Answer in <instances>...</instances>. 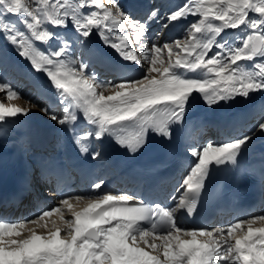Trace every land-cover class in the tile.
<instances>
[{
  "label": "snow or ice",
  "instance_id": "snow-or-ice-1",
  "mask_svg": "<svg viewBox=\"0 0 264 264\" xmlns=\"http://www.w3.org/2000/svg\"><path fill=\"white\" fill-rule=\"evenodd\" d=\"M108 4L0 0V53L10 46L29 62L30 74L47 77L65 114L58 118L42 108L52 120L72 125L82 114L86 130L75 135L81 152H89L91 141L111 138L135 153L149 132L170 140L173 125L183 124L197 99L211 107L264 94V0H184L163 13L153 7L143 21L124 12L118 0ZM189 17L198 19L184 26L180 38L157 42L164 30ZM152 23L160 25L154 35L149 34ZM92 36L127 63H107L91 46ZM96 64L116 79H100ZM0 93V100L21 97L2 75ZM27 115L28 109L0 103V125ZM257 128L264 135V120L253 131ZM250 139L189 144L191 161L169 207L132 192L108 191L97 181L89 195H63L57 206L31 219L0 220V264H264V215L226 229L183 228L177 216L195 214L214 170L210 166L237 164ZM73 201L84 207L74 211ZM64 209L70 218L65 219ZM54 214L59 224L53 221L49 228Z\"/></svg>",
  "mask_w": 264,
  "mask_h": 264
},
{
  "label": "bare ground",
  "instance_id": "bare-ground-1",
  "mask_svg": "<svg viewBox=\"0 0 264 264\" xmlns=\"http://www.w3.org/2000/svg\"><path fill=\"white\" fill-rule=\"evenodd\" d=\"M122 1H124V2H126V3H129L130 5H133L136 9H138V11H141L140 13H134V12H132V11H127V10H123L124 12H126L130 17H132L133 19H139L138 18V16H140V15H142V13H143V10H144V12H145V10L146 9H148L149 8V2L145 5L144 4V6H142V3L141 4H139L141 7L140 8H138L139 7V5L137 4V3H135V2H133V1H130V0H122ZM102 3H108V0H102ZM158 3H160V4H163L162 2H160L159 0H158ZM157 3V4H158ZM172 6V5H171ZM175 6V5H174ZM174 6H172V7H169V8H167L166 9V11H171V10H173V8H174ZM183 26V25H182ZM177 27H180V26H177ZM176 28V27H175ZM128 31H130V29L128 30ZM172 32H174V33H178V34H180V31L179 30H177V31H175L174 30V28H172L171 30H167V32H166V30H165V34L163 35V39H166V40H169V39H171V35L172 34H174V33H172ZM172 33V34H171ZM131 38V37H130ZM90 40H91V46L93 47V46H95V47H98L99 48V50H101L100 52H99V54L101 55V56H103V57H105L106 55H108L109 54V52H107V50H105V46L103 45V43H102V41L100 40V38L98 37V36H92V37H90L89 38ZM107 48V47H106ZM108 49V48H107ZM113 52H114V54H115V61H119L120 60V58H119V56L115 53V51L114 50H112ZM6 53H7V58H9L10 56H12L14 59H18V57H17V54H16V52L14 51V50H12V48L10 47V48H7L6 49ZM0 54H2V53H0ZM1 59V58H0ZM1 61H3L2 59H1ZM8 61L9 60H5V62L2 64V66H1V68L3 69V71L5 72H11V69H9V68H7L8 67ZM29 63V62H28ZM125 63H127V62H125ZM96 67V68H95ZM94 67V70L99 74V78L100 79H102V80H106V79H109V77H108V72H105L104 71V69L103 68H99V67H97V66H95ZM103 69V70H102ZM11 74H13V76H14V69H13V72L11 73ZM40 75H42V78L43 77H45V75L43 74V73H39ZM134 75H137V76H139V74H140V72H135V73H133ZM112 78L111 79H109V80H114V79H116V77L114 76V75H112L111 76ZM21 81H22V79L21 78H19ZM22 83V82H21ZM17 86H18V83H17V81L16 82H13L12 83V87L14 88V89H16L17 90ZM26 88H27V90H30L27 86H25ZM24 87V88H25ZM25 88V89H26ZM20 94H21V97H20V99L21 98H23V94L21 93V91H18ZM2 94V93H1ZM108 94V93H107ZM1 96V95H0ZM2 96H3V94H2ZM34 100V99H33ZM0 101H3V100H0ZM2 103V102H1ZM38 103H41V102H39L38 100H35V101H30V100H26V101H16L15 103H12L11 105H14V106H16V107H20V108H24V109H29V110H31V111H33V112H35L37 115H40L42 118H45V119H49L50 118V116L49 115H47L44 111H42V110H37V106L39 105ZM201 104H206L202 99H198V100H196L195 102H194V106L195 107H192L191 109V113H193L194 112V114H193V116H196L195 114H196V112H197V108L198 107H200V105ZM221 105V108H223L224 106H225V104H224V106H222L223 105V102H221L220 103ZM217 106H219V104L217 105ZM44 108H46L47 109V107H44ZM220 108V109H221ZM193 109H195V111L193 110ZM233 109V108H232ZM232 109H230V110H232ZM50 112H52L53 113V109H48ZM31 111H29V112H31ZM189 111H190V109H189ZM258 114V116L259 115H261L260 113H257ZM198 115V114H197ZM29 115H27V116H21V117H18V118H16V121L13 123L14 125H15V127H13L12 128V130L11 129H6L4 126H2V125H0L1 127H2V129L3 130H1L0 131V145H1V139H3L2 137H4V136H7L9 139H14L16 136H21L22 135V133L25 131V130H28V128H30V126L33 124V120L31 119V118H29L28 117ZM56 116L59 118V112L56 114ZM257 116V115H256ZM257 116V117H258ZM229 116L227 115V119H229L228 118ZM199 118V116H196V119L195 120H197ZM35 119V118H34ZM263 118L262 117H260L259 118V120H258V122H260L261 120H262ZM222 120H224V117H223V119ZM251 120V119H250ZM250 120H248V121H250ZM53 121V120H52ZM225 121V120H224ZM247 121V122H248ZM55 122V124H56V127H58V122L57 121H54ZM223 122V121H222ZM237 124L238 123H241V120H238L237 122H236ZM232 124V123H231ZM250 122H248V124L247 125H245V127H244V129H237V131L240 133V132H242V133H245V132H247L245 135H249V136H251V138H255L256 137V135H258V134H256L255 136H254V131L252 130L251 131V129H252V127H250ZM33 126V125H32ZM174 126V125H173ZM90 127H92L91 125L89 126V128ZM250 127V128H249ZM174 128V127H173ZM190 128V127H189ZM244 130H247V131H244ZM155 134V133H154ZM158 136H160V135H158ZM264 139V138H263ZM258 142L260 143V144H257L256 145V147H258L259 148V146H262V147H264V142L261 140V139H259L258 140ZM82 205L83 204H81V205H79L78 206V208H77V206H76V209H79L80 207H82ZM75 209V210H76ZM66 212V211H65ZM67 213V212H66ZM68 216H71L69 213H67L66 214V217L68 218ZM55 218V217H54ZM49 223H50V227L49 228H51V224H52V221H49ZM58 224H59V222H58ZM182 226V225H181ZM256 226H258V225H256ZM39 234H41V233H39ZM42 234H44V232L42 233ZM63 234V233H62Z\"/></svg>",
  "mask_w": 264,
  "mask_h": 264
},
{
  "label": "rangeland",
  "instance_id": "rangeland-1",
  "mask_svg": "<svg viewBox=\"0 0 264 264\" xmlns=\"http://www.w3.org/2000/svg\"><path fill=\"white\" fill-rule=\"evenodd\" d=\"M130 1H132V0H130ZM136 1H139L140 3H142V5H146L148 2H149V10H148V12L153 8V7H159L160 8V10H161V13H163V12H165L166 11V8H169V7H172V6H174V8L173 9H175L178 5H181L183 2H184V0H170V1H168L167 3H165L164 1H163V4H160V3H158L157 1L158 0H133V2H135L136 3ZM160 2H161V0H159ZM158 3V4H157ZM173 3V4H172ZM105 4H108V3H105ZM171 4H172V6H171ZM108 6L109 7H111V5L110 4H108ZM250 15H252L251 13H250ZM255 15H258V14H255ZM146 18V16L144 17V19ZM143 19V20H144ZM193 19H198L197 17H189L188 18V21H181L180 22V24H179V26L180 27H176V28H174V30L175 31H177V30H179L180 31V34H178V33H174V32H172V33H174V34H172L171 35V39H169V40H166V39H163V35L165 34V30H164V34L163 35H161L160 37H159V39H158V43H164V42H171L172 40H174V39H176V38H180L182 35H183V28H184V26H186V24L189 22V21H191V20H193ZM143 20H141V21H143ZM183 25V26H182ZM149 29H151L150 31H149V34L150 35H154L157 31H159L160 30V25H158V24H156V23H152L151 25H150V28ZM229 31H233V30H229ZM238 31V30H237ZM130 32V31H129ZM166 32H167V30H166ZM133 46L134 47H137L136 45H135V42L133 41ZM78 54V53H77ZM209 55H211V53H209ZM0 58L2 59L3 57H2V54H0ZM163 58L164 59H167V50H165L164 51V53H163ZM1 59H0V64H2V62L3 61H1ZM173 59H174V57H173ZM3 60V59H2ZM241 63H247V62H241ZM2 66V65H1ZM1 66H0V69H2L1 68ZM3 70V69H2ZM2 70H0V74L1 75H3V73H2ZM179 71H182V70H179ZM199 71V70H198ZM142 73L140 72V74L139 75H141ZM153 75H156L155 73H153ZM194 75H196V73H192V72H189V74H188V76H194ZM112 77L110 76L109 77V79H111ZM109 79H106V80H109ZM7 82H11V80H13V77L12 76H9V77H7ZM113 80V79H112ZM11 84V83H10ZM26 86V83L24 84L23 82L22 83H19V85L17 86V91H21V93L23 94L22 96H23V98H18V99H13V100H11V101H7L6 99H4L3 101H0V103L2 102V103H5V106H14V105H11L12 103H15L16 101L18 102V101H26L27 99L28 100H30V101H35V100H33L32 99V94H31V91H28L27 89H25L24 87ZM105 94H107V93H105ZM197 94L198 93H193L192 95H196L197 96ZM258 94V92L257 93H253V94H250L251 95V99L250 100H246L245 101V99L244 98H242V97H237L235 100H233V101H231V102H228L227 104L228 105H232L233 106V104H235V105H237V106H242V107H250V108H252L251 107V105H252V99H253V96H255V95H257ZM0 95L2 96V94L0 93ZM199 96V95H198ZM198 100V99H197ZM245 101V103H243ZM249 102V103H248ZM39 105L37 106V110H41L42 108H44V107H42L43 106V104H41V103H38ZM194 104V103H193ZM240 104V105H239ZM207 106L206 104H201L200 105V107L201 106ZM221 105V104H220ZM234 105V108H236V106ZM193 107H195L194 105H192ZM217 106V105H216ZM223 106V105H222ZM226 106V105H225ZM192 107H190L189 109H191ZM208 108H210L209 106H208ZM216 108H219V110H222L223 108H221V106H217ZM221 108V109H220ZM189 109L187 110V111H189ZM29 111H31V110H29L28 109V117L29 118H31L33 121H36V122H44V121H51L52 122V119L51 118H49L48 120L47 119H45V118H42L40 115H37L35 112H33V111H31V112H29ZM236 112L238 113L239 112V110L237 109L236 110ZM235 112V113H236ZM53 113L56 115L57 113L56 112H54L53 111ZM221 116H222V114H221ZM19 117H21V116H19ZM35 118V119H34ZM8 119V118H7ZM8 120H10L11 121V119H8ZM54 121V120H53ZM47 123H49V122H47ZM6 123H4V124H2V125H5ZM9 129H11L12 130V127H10ZM8 129V130H9ZM254 133V136L256 135V134H258V135H256V137H260L262 140H263V142H264V135H261V133H260V131H259V129L257 128L256 129V131L255 132H253ZM260 147V146H259ZM74 205H75V203H74ZM75 206H77V205H75ZM74 206V207H75ZM65 217H66V215H65ZM56 220H58L59 221V219H57V218H55ZM56 223H57V221H55ZM52 225V224H51ZM258 225V224H257ZM48 226L50 227V223L48 222ZM157 243H159V241H157Z\"/></svg>",
  "mask_w": 264,
  "mask_h": 264
}]
</instances>
